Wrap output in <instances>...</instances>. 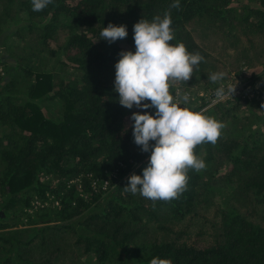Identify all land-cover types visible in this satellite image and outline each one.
Returning <instances> with one entry per match:
<instances>
[{"label":"trees","instance_id":"trees-1","mask_svg":"<svg viewBox=\"0 0 264 264\" xmlns=\"http://www.w3.org/2000/svg\"><path fill=\"white\" fill-rule=\"evenodd\" d=\"M175 2L53 0L34 12L32 0H0V264H264V96L198 97L239 76L264 90V0ZM168 11L170 43L204 57L170 94L190 93V109L224 127L195 148L206 168L188 170L186 191L152 201L124 188L151 154L131 116L157 110L119 103L115 64L136 51L134 25ZM109 23L127 37L103 40Z\"/></svg>","mask_w":264,"mask_h":264},{"label":"clouds","instance_id":"clouds-1","mask_svg":"<svg viewBox=\"0 0 264 264\" xmlns=\"http://www.w3.org/2000/svg\"><path fill=\"white\" fill-rule=\"evenodd\" d=\"M53 0H32L34 12L45 9ZM171 8L179 9V0ZM170 11L163 18L157 16L152 22L140 19L134 25L136 51L121 52L115 64V91L119 103L127 108L133 106L148 109L154 107L155 115L133 113L134 142L143 152H150L148 166L142 176L132 174L124 189L139 193L152 201L178 199L186 191L188 170H204V160L195 154V148L205 142L215 144L224 125L203 111H194L181 104L189 103L188 94L174 99L170 88L174 82H187L193 76L194 66L204 57L191 54L184 43H170L174 39ZM126 26L111 23L103 28L101 37L109 44L127 37ZM224 73H213L212 82L222 81ZM237 84L230 89L231 95ZM223 99V86L215 92ZM150 101V104L142 103ZM154 141V145L150 144ZM150 264H172L171 260L154 257Z\"/></svg>","mask_w":264,"mask_h":264},{"label":"built area","instance_id":"built-area-1","mask_svg":"<svg viewBox=\"0 0 264 264\" xmlns=\"http://www.w3.org/2000/svg\"><path fill=\"white\" fill-rule=\"evenodd\" d=\"M244 73H245V71L243 69L242 74H244ZM3 75H4L3 65L0 63V76H3ZM241 82L244 85L242 87H239L238 84H240ZM235 83L237 84V87H236V90H235V92L233 94L242 95V96H246V97L250 98V97H253V95L257 91V89H256L257 87L256 86H251L250 84L247 83V81H244L243 76H241V77L239 76L237 78L236 77L233 78L231 82H229V83H227L225 85H220L219 86V87L223 86V88L225 90V97L227 95H230L231 94L230 93V89L235 85ZM216 90L217 89H214V90L208 91L206 93L199 92L198 93V97H200V98L203 99V101L206 103L207 107L208 106H211V105H213V104H215V103H217L218 101L221 100V99L218 100L216 98V96H215ZM183 94H188L189 97H191V94L188 93V92L183 93ZM178 98L179 97H177L176 99H178ZM113 176H115V175H113ZM77 181H78L77 188H80L79 180H77ZM100 182H101V184H100L101 189L102 190H105L107 188L108 184H109V181L104 179L103 181H100ZM98 183H99V181H97V180L92 181L91 182L92 189L96 190L97 187H98ZM45 205H46V203L41 204V202H39V201H34L31 204V206L33 208L42 207V206H45ZM29 211H31V209H29Z\"/></svg>","mask_w":264,"mask_h":264},{"label":"rangeland","instance_id":"rangeland-1","mask_svg":"<svg viewBox=\"0 0 264 264\" xmlns=\"http://www.w3.org/2000/svg\"><path fill=\"white\" fill-rule=\"evenodd\" d=\"M244 1V0H243ZM18 29V27L17 26H14V25H11V26H9L6 30H5V32H4V34H10V33H12V32H14L15 30H17ZM22 32H24V34H26L25 33V31H22ZM32 36L31 35H28V34H26V36H25V40H29L30 38H31ZM12 39V40H11ZM11 39H9L8 40V44L9 45H15L16 44V40L14 39V38H11ZM2 43V41H0V44ZM122 48H123V50H125V46L124 45H122ZM50 61H52V60H50ZM233 78H235V77H233ZM232 78V79H233ZM237 78V77H236ZM247 80L249 81V83H250V85L251 86H256L257 88V91H260V89H261V92H260V94L261 95H263L264 96V90L262 89V87H260V84H259V82H257V81H255V82H252L251 80H250V78H249V76H247ZM239 85V87H242L244 84L241 82L240 84H238ZM257 91H256V93H257ZM200 92H203V93H206L207 91H200ZM263 92V93H262ZM254 94L253 95V97H256V95H259V94ZM193 94H194V96L196 95V92H193ZM197 104L199 103V101L198 102H196ZM183 106L184 107H189L190 108V106H192L191 104H190V102H189V105L187 104V105H185V104H183ZM54 112L56 113V108H55V110H54Z\"/></svg>","mask_w":264,"mask_h":264}]
</instances>
